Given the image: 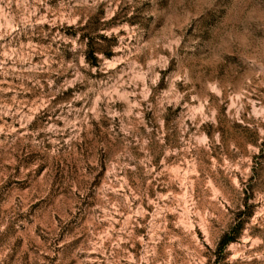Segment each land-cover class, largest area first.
Listing matches in <instances>:
<instances>
[{
	"label": "rangeland",
	"instance_id": "1",
	"mask_svg": "<svg viewBox=\"0 0 264 264\" xmlns=\"http://www.w3.org/2000/svg\"><path fill=\"white\" fill-rule=\"evenodd\" d=\"M0 264H264V0H0Z\"/></svg>",
	"mask_w": 264,
	"mask_h": 264
},
{
	"label": "trees",
	"instance_id": "2",
	"mask_svg": "<svg viewBox=\"0 0 264 264\" xmlns=\"http://www.w3.org/2000/svg\"><path fill=\"white\" fill-rule=\"evenodd\" d=\"M100 39L105 40V38L101 35L99 36ZM82 41L85 42V61L87 64H89L91 67H97L98 66V59L97 54H105L104 56L109 58L110 55L106 53H102L101 49H98L94 46V42L92 38L87 39L86 37H82ZM243 216V217H242ZM249 214H246L245 211H239L236 217L234 218L233 224L229 227L228 231L225 232L219 243H218V251L216 253H221L223 250H225L228 245L231 243L236 242L240 235L242 234V231L244 229L245 223L247 222L249 218Z\"/></svg>",
	"mask_w": 264,
	"mask_h": 264
}]
</instances>
